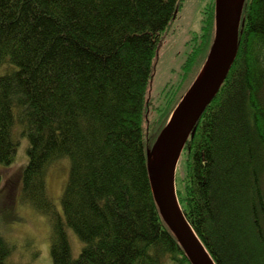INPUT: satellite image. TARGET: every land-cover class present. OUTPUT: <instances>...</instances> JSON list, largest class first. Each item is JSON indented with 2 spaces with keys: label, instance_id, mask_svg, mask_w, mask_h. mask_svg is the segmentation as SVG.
<instances>
[{
  "label": "trees",
  "instance_id": "obj_1",
  "mask_svg": "<svg viewBox=\"0 0 264 264\" xmlns=\"http://www.w3.org/2000/svg\"><path fill=\"white\" fill-rule=\"evenodd\" d=\"M182 1L0 0V163L15 159L17 121L29 139L23 195L51 222L52 264H192L147 166L181 99L160 124L150 119L157 51ZM214 16L215 3L204 56L186 61L196 75ZM183 153L179 202L216 263L264 264V0H246L236 59ZM59 159L70 162L63 211L47 185ZM67 227L84 243L78 257ZM11 250L0 231V264H17Z\"/></svg>",
  "mask_w": 264,
  "mask_h": 264
},
{
  "label": "rangeland",
  "instance_id": "obj_2",
  "mask_svg": "<svg viewBox=\"0 0 264 264\" xmlns=\"http://www.w3.org/2000/svg\"><path fill=\"white\" fill-rule=\"evenodd\" d=\"M214 3L215 0H183L166 30L157 51L155 71L149 86L152 101L149 116L151 120L157 119L159 124L161 119L157 117L160 114L162 117L177 103L197 76L199 65L186 61L193 50L197 57L204 56L205 52L199 51L203 41V20ZM4 72V67H1L0 74ZM155 105L161 109H154ZM157 129L158 126L152 136ZM12 131L18 143L15 159L11 164L0 163V231L12 246L9 261L17 264H52L51 222L23 195L22 171L28 161L29 139L23 134L22 124L17 121ZM69 166L67 159H59L51 163L47 172L48 192L58 211H63L61 196L69 177ZM184 173L183 153L177 165L176 186H180ZM67 233L72 254L78 257L84 243L73 228L67 227Z\"/></svg>",
  "mask_w": 264,
  "mask_h": 264
},
{
  "label": "water",
  "instance_id": "obj_3",
  "mask_svg": "<svg viewBox=\"0 0 264 264\" xmlns=\"http://www.w3.org/2000/svg\"><path fill=\"white\" fill-rule=\"evenodd\" d=\"M245 2L215 0L214 37L206 59L148 154L154 199L192 264L217 263L180 205L176 187L177 165L189 138L195 135L199 119L219 93L236 59Z\"/></svg>",
  "mask_w": 264,
  "mask_h": 264
},
{
  "label": "bare ground",
  "instance_id": "obj_4",
  "mask_svg": "<svg viewBox=\"0 0 264 264\" xmlns=\"http://www.w3.org/2000/svg\"><path fill=\"white\" fill-rule=\"evenodd\" d=\"M176 17V14H175V16H174V18ZM173 21V20H172ZM162 42V41H161ZM210 105V104H209ZM207 109V108H206ZM150 150H151V148L149 147V148H147V161H148V154H149V152H150ZM148 163V162H147Z\"/></svg>",
  "mask_w": 264,
  "mask_h": 264
}]
</instances>
